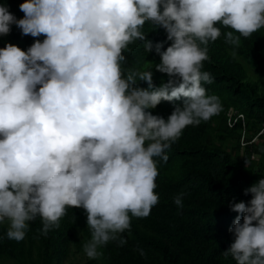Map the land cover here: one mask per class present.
<instances>
[{
    "label": "clouds",
    "instance_id": "clouds-1",
    "mask_svg": "<svg viewBox=\"0 0 264 264\" xmlns=\"http://www.w3.org/2000/svg\"><path fill=\"white\" fill-rule=\"evenodd\" d=\"M19 7L25 15L18 19L0 4V34L16 24L46 35L27 50L0 47V221H10L8 238L22 240L38 215L47 234L68 206H82L92 233L84 250L95 258L132 216H147L158 203L166 149L186 126L222 109L203 83L212 79L203 65L207 45L221 25L233 45L264 27V0H24ZM146 22L166 29V50L147 39ZM136 40L155 47V69L170 79L157 86L153 68L125 69L124 51ZM141 80L147 88L136 86ZM181 97L167 119L150 111ZM245 192L253 194L249 202L231 204L244 215L223 255L264 264V176ZM183 196H174L181 207Z\"/></svg>",
    "mask_w": 264,
    "mask_h": 264
},
{
    "label": "trees",
    "instance_id": "trees-1",
    "mask_svg": "<svg viewBox=\"0 0 264 264\" xmlns=\"http://www.w3.org/2000/svg\"><path fill=\"white\" fill-rule=\"evenodd\" d=\"M23 2L0 0L18 19L25 15L19 7ZM221 28V36L207 45L209 58L203 65L212 79L203 83L209 94L220 97L223 107L210 119L186 126L166 149L168 160H160L157 165L154 190L159 194L158 203L149 215L132 216L129 229L100 245L104 264H237L230 254L223 255L235 238L230 231L235 218L240 216L242 221L244 215L234 211L231 204L249 202L253 194L245 189L264 176V132L244 146L240 157V123L229 128L226 112L233 107L244 114L247 141L264 127V27L241 36L239 45L227 43L224 33L228 29ZM143 30L153 45L163 42L162 50L172 43L163 26L146 22ZM45 35L24 34L12 24L8 34H0V47L13 43L27 50ZM129 49L124 51L126 60L122 62L126 70L153 68L157 86L170 79L168 73L155 69L161 58L154 46L147 51L143 41L136 40ZM136 86L147 88L148 82L141 80ZM184 99L162 100L150 111L167 119L175 104H182ZM180 192L184 193L182 207L174 201ZM43 223L38 215L29 221L26 236L15 240L6 235L10 221H0V257L15 264H63L71 245L81 243L78 236L92 235L91 229L85 228L87 211L82 206H68L59 226L51 227L47 234ZM121 236L126 243L120 242ZM87 264L96 262L92 259Z\"/></svg>",
    "mask_w": 264,
    "mask_h": 264
},
{
    "label": "rangeland",
    "instance_id": "rangeland-1",
    "mask_svg": "<svg viewBox=\"0 0 264 264\" xmlns=\"http://www.w3.org/2000/svg\"><path fill=\"white\" fill-rule=\"evenodd\" d=\"M240 147H241L240 148V157H241L244 147L241 145H240ZM85 228L89 229L90 226H88V224L86 223ZM80 231H82V230H79L78 233ZM78 239L81 241V243L78 244L77 242H74L71 245L70 253H69L68 257L63 261V264H87L92 259L95 260L96 264H104L102 257H101V254L95 258H90L85 253L84 245L91 239V237L85 238L84 234H80L78 236ZM98 250L101 253L100 246H99ZM0 264H15V262L9 258L0 257Z\"/></svg>",
    "mask_w": 264,
    "mask_h": 264
},
{
    "label": "built area",
    "instance_id": "built-area-1",
    "mask_svg": "<svg viewBox=\"0 0 264 264\" xmlns=\"http://www.w3.org/2000/svg\"><path fill=\"white\" fill-rule=\"evenodd\" d=\"M226 123L229 128H234L237 123H240V145L245 146L247 143H251L255 141L260 133L264 131V128L256 135L254 136L250 141L246 140V137L248 135L245 132V117L241 112H238L232 108H230L226 112Z\"/></svg>",
    "mask_w": 264,
    "mask_h": 264
}]
</instances>
